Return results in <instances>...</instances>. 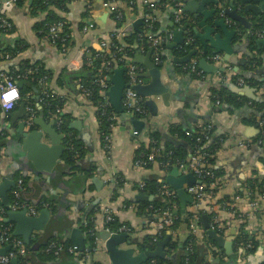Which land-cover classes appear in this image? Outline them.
I'll return each mask as SVG.
<instances>
[{"label":"crops","instance_id":"1","mask_svg":"<svg viewBox=\"0 0 264 264\" xmlns=\"http://www.w3.org/2000/svg\"><path fill=\"white\" fill-rule=\"evenodd\" d=\"M157 1L160 3V0ZM202 1L205 0H190V5H187V8L191 12H183L186 16V21L178 27L174 22V12L168 8L161 10L164 6L163 4L162 7L153 13L155 19L154 27L158 31L156 35L165 38L172 34L173 37L171 41L165 44L167 45V49L163 50L165 61L155 64L160 70L161 81L168 88L169 95L165 101L161 97L151 98L156 106L153 112L145 105L146 116L141 119L137 118L144 125L138 133L134 131L130 122V119L134 117L133 115L126 114L125 120L117 116V125L111 132L108 149H105V141L102 146L99 139L101 133L97 119L98 107L93 106L89 99L81 98L80 86L82 81L80 79L69 80L68 75L69 73H85L82 70L83 68H81V57L78 56V52L85 47L92 53L101 52L102 50L99 46V37L101 35L115 34L120 29H123L126 35L141 31L145 15L149 12L148 9L145 8L141 0H135L132 4H123L120 6L123 23L122 26L116 27L115 23L118 25V22L114 20V13L105 7L102 1L94 0L91 5V17L95 28L88 32H83L82 30L83 19L88 13L87 5L83 0H69L66 12L52 9L69 27L73 47L65 55L50 44L45 37L40 38L35 32L34 27L37 23L44 20L45 14L34 16L28 2L24 3L22 7L15 5L9 12L8 18L13 25L15 33L6 38L17 42L22 50L16 59L0 62V73L7 74V71H3V68L9 67L14 63L29 61L32 65L43 67L45 71L55 77L47 85L49 89L53 90V93L63 100L64 105L61 108V114L70 116V134L75 137L86 152V156L78 162V165L87 167V169L90 167L96 168L92 178L95 177L102 182L99 191H97L95 184L92 183L91 178L88 185L91 188L93 187V192L87 191L89 193L80 195H64L63 182L66 181L65 177L58 178L56 182L54 181L55 175L61 172V162L55 166L53 170L55 175L52 177L41 175L38 180H35L34 175L30 173L24 175L16 166L18 162L15 161L13 155L15 154L14 142L18 137V126L26 121V118L22 114L21 118H15L14 121H11L13 114L19 110L20 102L12 111L0 113V136L5 137L4 147L0 149V182L6 179L14 180L16 186L17 179L21 175L26 176L27 184L21 192V197L26 203L38 205L46 199L55 203L54 211L51 212L49 210L51 214L50 223L44 233L38 235L41 236V239L56 237L61 234L66 235L65 237L68 238L67 231L80 226L77 224L78 219L81 217H79L80 213L88 212L96 208V206H98V211L107 206H112L113 214L118 218L119 222L126 224L130 228L129 239L135 240L138 243L137 247L145 241V248H142V250L155 249L156 243L163 241L169 232H166L164 236H157L156 242H152L153 237L156 236L154 225L159 222V219L147 209L139 211L138 203L133 202L132 199L141 193L137 186L140 183H144L146 177L150 175L162 177L165 176V173L157 163H153L152 168L146 172L138 173L133 168V158L136 156V152L140 150L141 143L147 144L155 133L160 135L162 144L163 137L171 135V125H183L186 127L192 125L196 127L208 126L214 129L217 135L216 139L220 142L214 157L216 159V167L224 172V178L220 182L214 181L212 185L207 187L203 185L204 192L207 194L204 200L201 201L197 209L194 208V203L187 204L185 212L189 214L201 212L202 219L205 217L209 227L213 219H215L218 223L215 227V232L223 239L232 237L233 245L232 254L227 256L224 249L213 244L208 239L206 230L201 228L196 235L198 241L204 247L202 250L204 253L200 257L201 263L217 264L218 259L225 258L227 261L231 258L230 264H252L261 256L262 259L264 258V191L256 195L251 201L249 199L251 193H248L244 188V183L247 179L264 181V137L258 126L260 119L254 115L256 107L253 106L256 103L253 99H261L259 112L264 114V46H259L261 52L253 51L250 53L247 39V36L252 33L250 30L253 25L259 24L255 19H261L262 23H264V13L259 12V15L255 16L250 12H244L245 7L258 8L261 3L259 0H251L244 5L239 4L235 7L239 14L248 19L250 27L245 28L241 23L233 21V23L238 24V27L234 28L232 27L233 24L229 26L224 21L227 31L234 33L228 42L229 47L234 49L233 54L227 59L225 58V53L213 54V49L209 48V39L215 40L216 37H218V40L226 39L225 31L215 25L216 21L223 19L219 14V9L226 0H219L217 5L208 3L201 6L200 3ZM237 1L235 0V2ZM179 4L182 6V10L186 7V3L182 0H179ZM137 21H140L141 24L135 29L134 25ZM185 25L188 26L186 32L192 34L194 40L198 41V46L195 50H192L195 55L191 61L177 64L173 62L174 59L183 58L190 53L183 56L176 54V52L181 51L188 36L184 34L183 42L173 50L168 47L173 43L174 32L181 31ZM207 29L211 32L209 33ZM259 34L261 35L259 38L262 39L264 30L261 33L259 32ZM203 45L207 47L208 55H205ZM134 50L136 54L143 58L150 51V58L155 63L150 44L146 47L140 43L134 46ZM214 55H219L220 60H212L211 57ZM133 60L134 58H130V64H134ZM200 60H204L208 65L215 67L217 69L216 72L208 74L202 71L199 68ZM192 61L196 62V69L201 72L200 76L191 71ZM240 62L252 63L244 75L245 78L236 76L231 72V68L227 66L230 63H236L235 72L238 71ZM134 65L137 66L139 74L147 72L142 64ZM61 73L64 74L59 77L61 83H58L57 77ZM86 74L88 73L86 72ZM239 79L243 80L241 85H238ZM149 80L144 79L142 81L146 83ZM222 85L230 93H232L229 90L230 86L240 88V95H236V97L240 101L241 106L232 108L231 106H215L210 103L209 90ZM44 86L46 84L42 83L40 88H44ZM143 99L145 104L147 99ZM24 110L29 115L27 106H25ZM34 119H39L43 125H49L54 121L53 115L43 107L39 100L36 102ZM72 125L74 126L72 127ZM54 129L56 130L55 123ZM173 138L176 139V137ZM63 145L66 150L65 144ZM178 171L179 177L191 174ZM184 187L187 193V185ZM13 189L9 192L10 198H12ZM116 189L118 190V198L114 197ZM189 196L191 197V195ZM235 196L239 197L236 202L234 201ZM225 197H228L231 203L234 201L233 205H235L236 214L229 210L228 207H225L224 203L228 202L227 200L223 201ZM125 198L133 203L127 205L124 202ZM95 201H98L97 204H94ZM252 202H257L260 205V209H252ZM68 205L71 211L67 210L66 206ZM96 224L94 234L97 237L103 231L100 214L96 216ZM181 227L170 232V242L164 248L166 255L177 253L181 241ZM187 234L188 241L191 236L189 228H187ZM241 235H246L248 242L252 244L254 242L259 245L253 255H247L246 250L238 247L237 238L239 239ZM35 237L33 240L39 246L31 257L36 261L37 259L34 257L36 254L39 256L40 244H42L43 239L40 242H36ZM187 241L185 249L187 248ZM103 245L104 243L97 239L96 246L91 250L86 248L83 253H77L72 246L74 259L56 260L54 264H109ZM137 250L139 249L137 248ZM159 262V259H156L154 264ZM263 262L261 260L260 264ZM170 263L171 261L163 262L162 264Z\"/></svg>","mask_w":264,"mask_h":264},{"label":"trees","instance_id":"2","mask_svg":"<svg viewBox=\"0 0 264 264\" xmlns=\"http://www.w3.org/2000/svg\"><path fill=\"white\" fill-rule=\"evenodd\" d=\"M94 1V0H93ZM104 2V0H100ZM28 2L29 7L34 13V16H40L42 14H45L46 17L44 20L40 21L39 23L36 24L34 27L35 32L37 33L40 38L45 37V39L48 38L49 34V29L52 24L57 23L59 21H64L61 19L57 14L54 13L52 9H58L62 11H67V3H69V0H17L16 1V6L17 7H22L24 6V3ZM135 2V0H133ZM179 0H160V4H163L164 6L161 8V10H166L168 6H174L175 4H178ZM226 8H230V1L226 0L225 2ZM121 13V12H120ZM86 17V15H85ZM114 20L118 22L116 24V27L122 26L123 19L122 15L118 17V15L114 14ZM1 18V16H0ZM9 20V19H8ZM256 22H259L257 25H253L251 28L250 33L247 36L249 47L248 50L249 52L253 51H258L261 52L259 49V46L257 45V40L260 39L256 34V32H262L264 30V23H262L261 19H255ZM10 24L11 21H9ZM65 22V21H64ZM184 21H181L177 25H182ZM13 27V25H12ZM234 28L238 27V24L233 23ZM157 29L152 28L151 33L152 35L157 34ZM15 30L12 28L11 31L5 32L3 29H0V62H4L8 60L6 56H10V60L16 59L18 54L21 53L22 48L20 45L6 37H9L10 35H14ZM64 34L70 35L69 32V27L67 23L65 24V31ZM144 33L141 31H137L135 34L127 35L124 38V44L126 46L121 48V46L114 41L112 43V46L110 48V53H100L97 52L98 54L102 56L99 58L98 61L94 63V66L92 68H86L84 67L82 70H84L85 73L81 74L79 73H69L68 77L69 80L72 79H80L82 81L83 86L88 87L90 90H93L92 96L89 98L93 106L98 107V103L102 101L99 93H98V88L93 84L95 80V76L98 74L99 70V64L100 61H110L113 64L114 59H120L123 58L124 55L134 58L136 52L134 50L135 45H139L140 43H143L146 47L148 46L147 43V37L144 35ZM188 37H193L191 33L187 34ZM194 38V37H193ZM72 39H71V46L72 45ZM59 45V43H57ZM164 43L160 47V53H159V60L161 62L165 61V56L163 55V50L167 49V45ZM128 46V47H127ZM198 46V41L195 39L194 43L190 46H184L181 49V51L176 52L179 56H183L188 54L189 52H192V50H195V48ZM121 48V50H120ZM149 50V49H148ZM96 54V53H95ZM205 55H208L205 53ZM73 56V55H72ZM252 63H245V62H240V65H238V71H235L236 63H230L227 66L231 68V72H233L236 76H241L243 78L246 72L249 69V66ZM117 66L114 68V71L116 69H120L122 64L121 63H116ZM27 70L32 71L34 74L32 76H25V72ZM8 75L13 76V78L16 80L17 84L20 82H23L21 87H19V93L22 98L20 101L25 103V106H31L34 110H36V102L37 100L43 99L41 101L43 107L50 112V114H53L56 117V120H59L61 122L60 126L58 127V132L61 134H64L65 140L64 144L67 147L66 150L64 151V154L61 159V165H60V170L61 172L59 174H56L54 177V181L56 182L58 178L65 177L66 181L63 182L64 186V195L65 194H84V193H89L93 192V187H89L88 182L90 179L93 177L94 172L96 171V168L90 167L87 169V167L78 165V162L80 160H83V158L86 156V152L82 149V147L79 145L77 140L75 139L74 136H72L70 133L69 129V121H70V116L67 114H61V113H56V108H62L64 103L63 100L55 93H53V90L47 85V83H51L55 79V77L50 74L49 72L45 71L43 67L39 65H32L29 61H20L18 64L14 63L11 66L8 67L6 70ZM86 72L88 74H86ZM105 72V71H103ZM102 72V73H103ZM64 73H61L57 77V82L61 83V80L59 79L60 76H62ZM42 82L43 84H46L44 88H40V83ZM43 90V91H42ZM40 91V92H39ZM44 92L47 93V97L44 96ZM35 96V97H34ZM209 99L210 103L214 104L216 101L220 102L221 106H231L232 108H237L241 106L240 101L237 99L236 95L233 93H230L227 91V89L222 85V86H216L212 89L209 90ZM145 106V104H144ZM254 107H256V111L254 115L258 117L259 114H262L259 112V109L261 107L260 102L259 103H254ZM107 113L113 116H118L114 111L111 106L106 108ZM102 111H97V119L99 122V129L101 136L99 137L101 144L103 146L105 137L109 134L108 129H109V122L107 119L101 115ZM261 121L264 122V115L258 117ZM189 132L191 134L190 137L186 136V133ZM201 128L196 127L194 125L192 126H183V125H171L170 126V133L173 137H176L177 140H182L186 142L189 147L192 149L191 154L195 153L196 149L199 152H203L207 154V159H206V164L208 166L207 169H209L213 175L212 178H206L202 181V184L205 185L206 187L211 183V182H220L224 178V172L216 167V159H215V154L216 150L220 146V142L218 139H216V134L214 132V129L212 128L208 132V139H205L202 134H200ZM200 137L201 142L197 143L196 139ZM151 139L155 140L157 142L156 147L159 149V155L155 159L154 163H157L160 167L163 166L164 169L161 167V169L164 171L165 176L173 171L174 168H177L179 164H187L191 154L187 152V150L181 146H173L169 143H165L164 145L161 144V138L158 133H155L152 135ZM5 144V137L0 136V149L4 147ZM152 145L148 142L146 143H141L140 150L136 152V155L138 156L141 152H144V150L147 148L150 150ZM78 154V155H77ZM79 156V157H78ZM153 163L149 165V167H146L147 170L151 169ZM156 176V175H155ZM165 176H162L163 178ZM19 177V176H18ZM160 177V176H159ZM20 178L23 181V187L25 188V185L27 184V177L26 176H20ZM256 179H247L246 182L244 183V188L248 193L250 192L251 195L249 199L252 201L256 195L261 194L264 191V181H259ZM144 188L141 191V193H144L149 196H153L154 199L152 202L144 201V202H139L138 205V210L143 211V210H148L149 207H152L153 210L159 211L161 209H165L166 207H169V199H167L164 194H163V187H167L169 190L174 191L169 185L167 184H162L157 180V178H151L148 181H145L144 183ZM89 191V192H87ZM239 195H242L241 193H238ZM118 190L116 189L114 191V197L118 198ZM11 199V198H10ZM126 199V198H125ZM228 197H225L223 201H226ZM134 202V199H132ZM130 202L129 199H126L124 202L127 205H130L133 202ZM174 202L177 204V217L174 223V226L171 228L172 230H177L179 229L184 222L187 220V217L189 216L188 213H183L180 209V204H179V199L175 193V199ZM46 205H48V210L51 212L54 211L55 203L51 200H43V202ZM40 204L38 205H32L36 207V210H41ZM1 206V205H0ZM3 207V206H1ZM67 210L71 211V208L66 206ZM4 209V216L6 215V209ZM98 206L96 208L91 209L88 212H83L80 213L77 224L80 226V228L87 236H90V239L87 241V249H92L96 246L95 243V238L96 235H92L91 232H94L97 224H96V216L99 214L100 211H98ZM0 224H3V222L0 221ZM188 224V223H187ZM5 225V224H4ZM7 225V224H6ZM5 225V226H6ZM127 226L126 224H122L119 222L118 218H114L112 222H109L105 225V229H108L110 232H117L118 229L121 226ZM200 225L203 228V219L202 215L200 216ZM9 226V225H7ZM11 231L13 232V225H11ZM68 232V231H67ZM217 233V232H216ZM163 234V235H162ZM161 236H164L166 232H163ZM66 235L61 234L57 235L56 237H47V238H42L43 242L41 245V250L39 256L36 254L34 258L38 260L39 263L43 262H54L56 260H70L74 259V253H69L68 249L72 248L71 243L69 242L68 238L65 237ZM36 242H40L41 236L36 235ZM162 238V237H161ZM20 239V238H19ZM248 242V237L246 235H241L240 238H237V243L238 245H244ZM33 243L34 240H33ZM51 243H57L58 245H64L66 251L61 253L58 256L53 255V253H46L47 247ZM146 242L143 241L140 244V248H145ZM208 245V244H207ZM252 245V249L246 250L247 255H253L254 252L259 248V245L257 243ZM26 246L27 254L25 257L21 258L18 257V261L20 264H25V262H30L31 264H35V259H33L31 256L33 255V252H31L30 247ZM191 246V251L190 255L186 258H182L181 262L182 264H203L201 263V258L202 254L204 253L203 250V245L198 241L197 238L190 236V238L187 241V247ZM147 247V246H146ZM150 247V246H149ZM152 248V247H151ZM63 254V255H62ZM35 255V254H34ZM231 258L226 261L225 258L218 259L217 264H230ZM163 262L160 261L157 264H162ZM264 264V262L262 263Z\"/></svg>","mask_w":264,"mask_h":264},{"label":"water","instance_id":"3","mask_svg":"<svg viewBox=\"0 0 264 264\" xmlns=\"http://www.w3.org/2000/svg\"><path fill=\"white\" fill-rule=\"evenodd\" d=\"M9 1V0H2ZM186 3V7L183 9V12H191L187 5H190V0H182ZM251 0H235L230 1V8L225 11L226 17L230 20L241 23L245 28H249L250 24L248 19L244 18L239 12L236 10V6L239 4L248 3ZM258 1V0H256ZM261 3L258 8H250L245 7L244 12L252 13L255 16L259 15V12L264 13V1L259 0ZM219 0H205L202 1L201 6L208 3L218 4ZM230 9V10H229ZM225 20L220 19L215 22L217 27L223 29L226 33L225 40H218L216 37L215 40L209 39L210 41V49H213V54H217L219 52L225 53V58H229L233 54V50L229 47L228 42L231 36L234 33H230L227 31V27L225 25ZM141 22L137 21L134 25L135 29ZM188 26H184L181 31L174 32V40L171 45H169V49L173 50L176 46L181 44L184 40V34L187 36L186 30ZM138 30V29H137ZM210 33L211 31L207 29ZM258 46H264V37L262 39L257 40ZM204 52L207 53V47L203 45ZM151 52L146 55L145 58L136 54L134 56L133 63L134 64H142L147 70L146 73L139 74V78L141 80L150 79L148 82L144 83L142 81L141 84L136 85L134 87L135 92L141 96L142 98L147 99L145 105L149 107L150 111L153 112L156 109L154 101L151 99L153 97H161L164 101L169 95L168 88L163 85L161 81V73L159 68L152 62L150 58ZM195 55V52H190L187 56L183 58H176L173 60L174 63L183 64L192 60V57ZM199 68L205 73L211 74L216 72V68L208 65L206 61H199ZM8 66L3 68V71H6ZM125 68L116 69L111 76V87L107 93V97L110 102V106L113 108V111L120 117V119L125 120L126 114L122 106V98L123 91L125 88ZM23 82L17 84L18 88L21 87ZM229 90L235 94L240 95V88L236 86H230ZM254 102L259 103L261 99H253ZM25 103L21 102L19 106L18 112L14 113L12 116V120L15 118H21L22 114L25 116L26 121L19 124L17 129L18 137L15 140V151L13 155L16 162V166L20 171L23 172L24 175H28L29 173L34 175L35 180L41 175L45 176H54V168L57 164L61 162L63 153L65 151L64 148V138L63 134H59L54 129V121H52L49 125H43L39 119H33L31 123L28 122L29 115L25 112ZM264 115L259 114V116ZM130 122L133 125V129L135 132H139L143 128V123L138 121L136 118H131ZM74 125H72L73 127ZM165 143H169L173 146H181L187 150L189 154H191L192 149L189 145L182 141L173 138L171 135H166L162 139V145ZM21 163V164H19ZM157 178L159 182L162 184L169 185L174 192L176 193L180 209L183 213H185L186 206L189 203H192V198L186 193L185 185L187 187L194 186L196 184H200L194 175L188 174L182 177H179V171L177 168H174L171 173L167 176L159 177L155 175H150L146 177L144 181H148L151 178ZM178 177V178H176ZM92 183L95 184L97 191L101 189L102 182L97 178H92ZM15 187L14 180H4L0 182V204L6 209V215L3 222L7 225H13V236L22 239L25 245L30 247L31 252H35L38 249V244L33 243V238L35 235L43 234L46 227L50 223V211L47 208L41 209L37 216H29L27 214L26 209H22L19 211H14L11 209V200L9 196V192ZM154 199L153 196L146 195L144 193H139L135 196L134 202H152ZM98 201H95L94 204H97ZM181 241L179 244V249L177 253L174 255H166L164 252V248L170 242L171 236L170 232L166 234V237L163 241L156 243L155 249H140V244L137 247V242L135 240H130L127 233H110L106 230L101 231L97 235V239L104 243L103 248L105 250L106 256L108 258L109 264H154L156 259L162 262H169L170 264H181V259L184 257H188V253L185 249V244L188 238L187 234V220L184 222V225L181 227ZM203 228L206 230V235L208 239L215 244L217 247L224 249L225 254L227 256L232 254V245L233 239L229 237L228 239H223L219 236L215 231L211 230L206 223L205 217L203 218ZM68 240L71 245L75 248L77 253H83L87 248V241L90 239V236H87L80 228H71L68 232ZM137 248L139 250H137ZM10 247L0 248V255L4 256ZM63 255V254H62ZM264 259V258H263ZM262 256L256 260V262H252V264H260ZM35 264H54L52 263H39L37 260L34 262ZM10 264H20L18 259H12ZM235 264V263H232Z\"/></svg>","mask_w":264,"mask_h":264},{"label":"built area","instance_id":"4","mask_svg":"<svg viewBox=\"0 0 264 264\" xmlns=\"http://www.w3.org/2000/svg\"><path fill=\"white\" fill-rule=\"evenodd\" d=\"M17 0H9V1H2L0 2V29H3L5 32H9L12 30V24H10V20H8V14L9 12L13 9V7L16 5ZM145 8L148 9V13L145 15V18L143 20V27H142V32L144 35L147 37V43L151 45L152 47V56L154 59L155 64H159L161 61L159 60V53H160V47L164 43H168V41L172 40V34L166 36L165 38L162 36H157V35H152L151 30L154 28V16L153 13L158 10V8L162 7L163 5L158 3L157 0H141ZM83 2L86 3L88 13L86 17H84L83 22H82V30L83 32H88L91 30H94L95 26L92 21L91 17V5L93 0H83ZM226 2V1H225ZM225 2L222 3L220 9H219V14L220 16L226 21V24L231 26L233 24V21L230 20L228 17L225 15V11L227 10ZM132 4L133 0H104L103 5L107 8H109L114 14L121 16L120 13V6L123 4ZM168 9H171L174 12V22L176 25L181 23V21H186L185 15L182 10V6L178 3L175 4L173 7L168 6ZM65 22L64 21H59L57 23H54L51 25L49 29V34L47 40L49 41L50 44L58 48L64 55L68 53L69 51L72 50L71 46V36L64 34L65 31ZM143 35V36H144ZM258 37H261L259 32H256ZM127 35L125 34L123 29H120L118 32L115 34H110V35H101L100 38V43L99 46L101 48L100 53H110V48L112 46V43L116 41L121 48L125 47L126 44H124V38ZM194 38L193 37H188L185 40L184 46H190L194 43ZM59 43V45L57 44ZM143 44V43H141ZM120 48V50H121ZM100 53H92L88 48H83L78 52V56L81 57L80 59V65L81 68H92L94 66V63L99 60L102 56ZM7 59H10V56H6ZM212 60L214 61H219L220 56L219 55H214L211 57ZM130 57L124 55L123 58L120 59H114L113 64L110 61H100L99 64V70L98 74L95 76V80L93 84L98 88V93L102 99L101 102L98 103V110L102 111L101 115L104 116L107 121L109 122V129L108 132L109 134L105 137V149L109 148L108 143L110 142V137H111V132L113 129H115L117 125V118L116 116L110 115L107 113L106 108L110 106L109 99L107 97V93L111 87V76L113 75L114 68L117 66L116 63H121L122 66L121 68H125V88L123 91V98H122V106L126 114L133 115L134 117L137 118H144L147 114L146 108L144 106V99L139 96L135 90L134 87L136 85H139L142 83V80L139 78V72L137 66L134 64H130ZM105 71V72H103ZM191 71L195 73L197 76H200L201 72L197 71L196 69V62L192 61L191 65ZM103 72V73H102ZM34 73L30 70H27L25 72V76H32ZM239 84L241 85L243 83L242 79L238 80ZM40 85L42 82H39ZM10 87H15L18 96L9 102L8 105L3 104L0 102V113H7L12 111L15 106L22 100L20 93H19V88L17 86L16 80L13 78V76L8 75L6 73H0V94L3 92L7 91ZM93 94V90H90L88 87H85L83 85L80 86V96L82 99H89ZM44 96L47 97V93L44 92ZM40 101H43L41 99ZM215 106H219L220 102L216 101L214 103ZM27 111L29 113V118L28 122L31 123L32 120L34 119V112L35 110L31 106H27ZM56 113H61V108H56ZM53 115V114H51ZM54 121H55V126L58 129L60 126L61 122L59 120H56V117L53 115ZM258 126L260 128V131L262 133V136L264 137V122L259 121ZM200 134L203 135L205 139H208V132L210 131V127L208 126H201ZM186 136L190 137L191 134L189 132L186 133ZM196 142L199 143L201 142V138L198 137L196 139ZM150 145H152L151 149L148 150L147 148L144 150V152H141L138 156H134L133 158V168L138 172V173H143L146 172L147 169L146 167H149L152 163L155 162V159L159 155V149L156 147L157 142L153 139H149ZM67 148V147H66ZM206 159H207V154L203 152H199L197 149L195 153L191 154V157L188 161L187 164H179L177 166V169L180 170L183 173H191L194 175V177L200 181V184H196L195 186H191L187 188V193L191 195L192 197V203H194V208L197 209L201 203V201L204 200L205 196L207 195L206 192H204L203 189V184L202 181L206 178H212L213 175L211 171L208 168L206 164ZM163 169L164 167L161 166ZM213 182H211L209 185H212ZM144 184L140 183L137 186V189L140 190V192L143 190ZM23 190V181L19 177L16 182V186L12 191V198H11V209L14 211H19L22 209L27 210V214L29 216H37L39 210H36V207L32 206L29 203H26L21 197V192ZM163 194L164 196L169 199V207H166L165 209H161L159 211L153 210L152 207L148 208V211L151 212L153 215H155L158 219L159 222L155 223L154 225V230L156 231V236L153 237L152 242H156L157 236L161 235L163 232H173L171 228L174 226L176 217H177V204L174 202L175 199V192L172 190H169L167 187H163ZM239 197L234 198V201H238ZM227 203H224L225 207H228L229 210H231L234 214H236V209L234 201L231 203L230 200L227 199ZM41 209L47 208L48 205L41 203L40 205ZM252 209H260V205L257 202H252L251 203ZM224 208V207H222ZM100 219H101V227L102 230H106L110 232L108 229H105V225L109 222H112L116 216L113 214V208L112 206H107L103 208L100 212ZM201 212L197 213H188L187 217V223H188V228H189V233L191 236L196 237L197 232L201 230V225H200V216ZM5 216H4V209L3 207L0 206V221L3 222ZM3 224H0V248H5V247H10L8 252L4 255H0V264H10L12 259L18 258V257H25L27 254L26 246L22 239H19L17 237L13 236V232L11 231V225L6 226ZM217 221L213 219L212 223L210 224L211 226L209 227L210 229L215 231V227L217 226ZM110 233H131V230L129 227L123 225L121 226L117 232H110ZM92 235H94V232H91ZM97 238H95V243H96ZM243 250H249L252 249V245L250 242L244 244V245H239ZM66 251L64 245H58L57 243H51L47 249L46 253H53V255L58 256L61 253ZM191 251V246H188L186 248V252L188 253V256L190 255ZM69 253H74L73 248L68 249ZM188 258H186L187 260ZM25 264H31L30 262H25Z\"/></svg>","mask_w":264,"mask_h":264},{"label":"clouds","instance_id":"5","mask_svg":"<svg viewBox=\"0 0 264 264\" xmlns=\"http://www.w3.org/2000/svg\"><path fill=\"white\" fill-rule=\"evenodd\" d=\"M18 96V92L15 87H10L7 91L0 94V102L8 105L10 101L14 100Z\"/></svg>","mask_w":264,"mask_h":264},{"label":"flooded vegetation","instance_id":"6","mask_svg":"<svg viewBox=\"0 0 264 264\" xmlns=\"http://www.w3.org/2000/svg\"><path fill=\"white\" fill-rule=\"evenodd\" d=\"M126 114V113H125ZM134 118H136L137 119V117H134ZM54 123H55V121H54ZM56 130H58L57 128H56ZM64 135V134H63ZM66 147V146H65Z\"/></svg>","mask_w":264,"mask_h":264}]
</instances>
